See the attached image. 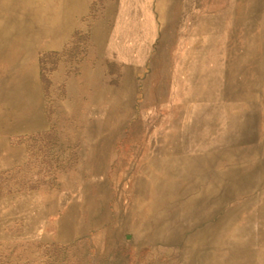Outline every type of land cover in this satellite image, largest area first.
<instances>
[{
    "label": "rangeland",
    "instance_id": "374dc122",
    "mask_svg": "<svg viewBox=\"0 0 264 264\" xmlns=\"http://www.w3.org/2000/svg\"><path fill=\"white\" fill-rule=\"evenodd\" d=\"M204 22L216 43L192 74L184 58L203 45ZM243 53L255 81L211 97L206 77ZM1 107L0 264H178L183 239L139 241L127 229L99 239L114 176L147 150L154 115L172 133L210 110L224 125L254 112V139L236 147L264 138V0H0ZM256 151L217 166L254 163ZM262 193L264 175L224 203L236 216L213 245L241 236ZM256 250L233 248L227 261L255 264Z\"/></svg>",
    "mask_w": 264,
    "mask_h": 264
},
{
    "label": "bare ground",
    "instance_id": "6f19581e",
    "mask_svg": "<svg viewBox=\"0 0 264 264\" xmlns=\"http://www.w3.org/2000/svg\"><path fill=\"white\" fill-rule=\"evenodd\" d=\"M199 32L195 39L202 40L203 45H193L184 58V70L192 74L199 67L200 57L216 43L213 25L204 22ZM245 55L235 54L230 69L220 66L215 80H211V74L206 77L211 97L234 95L255 81L256 68L248 70L254 56ZM215 111L193 117L185 131L172 133L156 129L165 118L154 115L150 127L155 131L148 137L147 150L125 174L114 176V210L108 226L99 233L101 241L118 237L126 229L139 241L175 243L183 239V244L172 250L178 264H230L233 248L257 246L255 264H264V193L257 214L236 229L241 236L213 245L220 227L225 228L236 216L234 208L223 210L224 203L258 185L264 175V138L242 150L236 147L254 139L256 114L245 113L235 123L224 125ZM4 112L1 107L0 128ZM253 149L258 152L254 163L237 168L217 166Z\"/></svg>",
    "mask_w": 264,
    "mask_h": 264
}]
</instances>
